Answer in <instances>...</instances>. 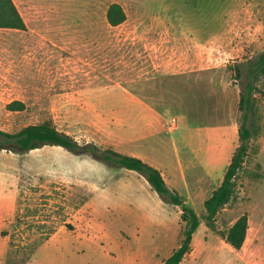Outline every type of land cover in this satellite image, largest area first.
Wrapping results in <instances>:
<instances>
[{"label":"rangeland","instance_id":"obj_1","mask_svg":"<svg viewBox=\"0 0 264 264\" xmlns=\"http://www.w3.org/2000/svg\"><path fill=\"white\" fill-rule=\"evenodd\" d=\"M13 1L26 29H0V130L50 118L78 143L146 159L148 150L135 148V105L161 119L163 132L179 138L186 151L201 148V127L228 124L232 142L215 172L202 178L187 170L192 181L200 179L197 186L204 185L187 203L202 216V202L220 184L238 144L240 86L226 65L264 49V0ZM111 3L126 15L116 26L105 17ZM257 89L256 133L233 196L212 228L200 218L181 264H264V78ZM13 100L24 109H7ZM121 169L60 146L23 154L0 150V189L17 193L13 214L0 218V264H70L55 251L58 238L36 250L60 227L96 238L92 216L109 223L114 243L124 240L126 229L113 216L91 213L99 188L122 177ZM112 192L121 197V190ZM123 194L133 198L135 188ZM164 206L160 224L144 229L142 245L162 258L176 246L180 229L178 207ZM243 213L248 229L235 250L223 233Z\"/></svg>","mask_w":264,"mask_h":264},{"label":"crops","instance_id":"obj_2","mask_svg":"<svg viewBox=\"0 0 264 264\" xmlns=\"http://www.w3.org/2000/svg\"><path fill=\"white\" fill-rule=\"evenodd\" d=\"M162 125V120L153 113L135 105V148L139 145V148L147 149L148 157L145 159L137 152L134 156L157 168L167 185L175 189L188 203L192 190L196 187L204 188V185L197 186L200 179L194 182L188 177V168L202 178L215 172L220 166L221 154L226 152L232 142V126L222 124L201 127V148L195 150L191 147L186 151L179 146V138L163 132ZM121 170L126 173L117 178L109 188H99V198L92 202L91 213L93 215L104 212L108 217L113 216L114 221L126 229L124 240L114 243L108 231L109 223L96 221L92 216L91 225L100 233L96 238L86 236L77 229L66 231L60 227L36 251L49 247L58 238L62 244L56 246L55 251L60 259L67 260L70 264H161L167 256L159 257L155 249L147 251L142 249V245L146 238L144 229L160 224L158 210H165V203L142 175L133 170ZM130 188H135L133 198L123 194ZM113 189L121 190V197L113 193ZM16 196L14 188H8L6 192L0 189V218L13 214ZM75 243L78 246L72 245ZM0 251L4 252L3 247H0Z\"/></svg>","mask_w":264,"mask_h":264},{"label":"trees","instance_id":"obj_3","mask_svg":"<svg viewBox=\"0 0 264 264\" xmlns=\"http://www.w3.org/2000/svg\"><path fill=\"white\" fill-rule=\"evenodd\" d=\"M106 21L111 26L122 23L125 12L118 3H111L105 13ZM0 29L25 30L26 23L13 0H0ZM232 79L240 86L237 109L241 113L237 125L238 144L231 153L229 163L224 170L220 184L214 188L202 202V216L185 202V199L165 182L161 172L141 158L118 152L111 148H102L93 143H78L73 137L56 128L52 119L29 124L17 131L0 130V150L23 154L30 150L50 145L60 146L73 154H86L111 168H125L142 175L151 189L161 200L178 207L180 229L177 245L163 259L161 264H181L191 248V242L202 217L208 227L214 226V217L233 196L236 177L247 156L248 145L255 135L254 116L257 101V84L264 78V49L254 57L235 60L226 65ZM24 103L13 100L6 105L11 111L24 109ZM248 229L247 214L243 213L223 233L224 241L233 249L242 247Z\"/></svg>","mask_w":264,"mask_h":264}]
</instances>
